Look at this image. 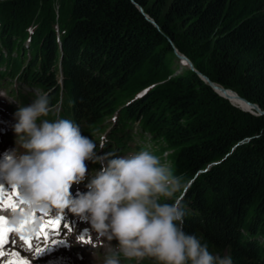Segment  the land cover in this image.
<instances>
[{"label": "trees", "instance_id": "16d2710c", "mask_svg": "<svg viewBox=\"0 0 264 264\" xmlns=\"http://www.w3.org/2000/svg\"><path fill=\"white\" fill-rule=\"evenodd\" d=\"M12 1L11 20L0 18V86L17 79L20 85L13 92L22 104L32 96L24 88L47 92L51 106L62 96V117L77 119L91 139L123 106L109 153L144 151L135 137L145 136L128 128L140 120L142 130H150V121L139 111L147 100L125 106L119 91L148 85L158 75V64L176 63V47L213 82L264 110V0H73V23L60 35V45L56 33L47 31L51 22L41 25L47 27L45 33L19 25L24 14L17 10L21 15H15L17 0ZM177 36L201 42L210 71L200 68ZM183 70L172 78L178 111L169 112L163 104L170 93L157 96L154 105L149 103L153 110H146L154 122L158 118L159 136L168 129L177 136L180 148L171 160L182 158L194 171L203 170L183 202V229L207 244L212 254L223 258L227 251L232 264H264V243L259 240L264 236V190L257 193L264 186V114L244 112L241 125L227 121L224 112L207 109V94L222 96L196 71ZM200 103L206 106L202 112ZM185 113L188 124L182 121ZM205 132L207 137L201 138Z\"/></svg>", "mask_w": 264, "mask_h": 264}, {"label": "clouds", "instance_id": "9594fccd", "mask_svg": "<svg viewBox=\"0 0 264 264\" xmlns=\"http://www.w3.org/2000/svg\"><path fill=\"white\" fill-rule=\"evenodd\" d=\"M15 118L16 147L0 157V178L16 186L24 201L23 211H12V224L32 213L68 210L97 239L116 242L103 264H232L184 231L183 201L193 180L159 157L98 152L79 125L54 112L47 93L19 106ZM86 162L100 167L89 172ZM80 184L87 191L73 195V185Z\"/></svg>", "mask_w": 264, "mask_h": 264}, {"label": "rangeland", "instance_id": "374dc122", "mask_svg": "<svg viewBox=\"0 0 264 264\" xmlns=\"http://www.w3.org/2000/svg\"><path fill=\"white\" fill-rule=\"evenodd\" d=\"M72 1L73 0H17V1H15V3L17 5L16 7H18L19 9L15 7L14 13H16L15 15H17V14L21 15L18 12H22L24 14L23 16H21L22 21H20L19 25H22V23L26 24L25 26L28 27L27 28L28 30H31L32 28L36 27V29L38 28L37 30L35 29L37 32L45 33L47 29H48L47 30L48 32L50 30L55 32L57 35V44L60 45V35L63 34L65 32V30L68 29L73 23V18L71 16ZM22 7H24V8H22ZM12 9H13V1L12 0H0V18L2 20H5V19L11 20L10 17L12 14L9 15L8 13L11 12ZM17 10H18V12H16ZM45 14H47V16ZM48 17H49V19H48ZM49 22H51V25L48 26V28L42 27L40 29V26L43 25L42 23H44L45 25H48ZM176 38L178 40L180 39V42L182 43V45L184 47H186L189 51L192 52L194 58L197 60V63H199L201 69H205L206 72L211 70L210 65H209L208 55L205 53L204 48L202 47V44L200 41L194 40V39H189L186 37L180 38V36L179 37L177 36ZM183 54L186 55L178 47H176V49L173 52V55L176 57L175 58L176 63L171 64V65H168L167 63L158 64L157 65L158 75L148 85L146 84L145 87L139 88V89L131 88L129 90L126 87L125 89H121V91H119V92L121 93L120 96H122L124 99V104H126L125 106H128L129 104H131L135 100H143V99L147 100V101H145V103L147 102V105H146L147 109L146 108L142 109V107H144V102H143L142 107L139 109V111L141 113L142 119H145L146 121H150L149 124L151 125V128H150V130L148 129V131H151L152 133H155V134H151L150 132L145 131V129H144V134H142L146 138L145 141H143V143H145L144 151H149L152 154L156 155L157 157H159V159L161 160V162L163 164H166L167 166H169L175 173L183 175L186 179L193 180V183H194L200 177V175L203 173V170H201L199 172L194 171L189 166V164L182 158H180L178 160H174V161L171 160L170 155H172V153L173 154L176 153V151L180 148V145L177 144V142L175 141L177 136L172 134L170 129H168L166 131V135L164 134V137L158 136L157 124H156L157 123L156 120L158 118L154 122L153 118L148 117V114L150 112L146 111V110H150L152 108V107L151 108L149 107V103H151L153 105H154V103H156V97L157 96H159L158 97V99H159V98H161V96H165L168 93H170V95L165 97L163 104H168L169 112L178 111L177 109L179 108V106L176 105V103L174 101V97L176 95V89L177 88H176L175 83L172 81V78L178 76L181 72H183L184 67L189 68L193 71L198 70V71L202 72L201 70H199L196 67V64L194 63V61L189 56L186 55L193 63V67H191L189 62L181 57V55H183ZM140 72H142V70ZM140 74H138V75H140ZM203 74H205V73H203ZM205 75H207V74H205ZM165 88H167V89L169 88V89L173 90V94H171V91H168V92L165 91ZM159 89L160 90L164 89V91L152 96L153 93H155ZM228 90H230V89H228ZM30 91L33 93L38 92L37 90H30ZM230 91L236 92L234 90H230ZM215 92H217V91L215 90ZM219 96H222L223 98L227 99L228 101L223 99L222 97H221V99L220 98L217 99L215 97H212L210 94H207L206 99H208L209 102H211V103H209L210 106H207V109L211 108L210 109L211 112L212 111H219L222 113L224 112V117L226 116L227 121L231 119V121H233L237 124L239 123V125H241L242 124L241 118L246 116V115H244V112H250V111L241 110V111L237 112L233 107H235V106L238 107L239 105H237L236 103H233L230 99H228L227 97H225L223 95L219 94ZM205 100H203V101H205ZM229 106H232V108H229ZM181 108L184 109L183 107H181ZM197 108L199 111L202 112V111H204V109H206V106L204 103H200V105L197 106ZM122 109H123V106L118 108L116 115H118V113H120V111ZM191 109H189V110H191ZM152 110H153V108H152ZM161 110L165 111L166 107H163ZM158 112H160V111H158ZM254 112H258V111H256L254 109ZM251 113H253V112H251ZM253 114H256V113H253ZM185 115L186 116L183 117L182 121L188 124L189 123V120L187 118L188 116L186 113H185ZM198 115L199 114H197V116ZM146 116H147V118H146ZM203 116H205V115H203ZM114 117H115V115L107 121V123L110 124V127H114L116 125L117 120ZM197 120H201V118L198 117ZM138 121L140 122V120H138ZM136 123L137 124H134L130 128V130H133V129L138 130L139 126H141L140 123H142V122H140V123L136 122ZM101 135L107 136V132H103ZM101 135H100V138H101ZM9 137H11V135H9ZM200 137L201 138L207 137V133L205 132V133L200 134ZM142 139L144 140L143 137H142ZM190 189H189V191H190ZM263 190H264V186H261L257 193H260L261 195H263V192H262ZM189 191L187 192L186 196L184 197V200L186 198H188ZM168 202H171V201H168ZM103 252H104V250H102V249L101 250L96 249L95 252L89 253L90 259H87V261L91 262V263H88V264H103L104 260H102V259L105 258V255H106L105 252H104V255H101V253H103ZM80 253H81V250L78 251V254H80ZM142 264H152V261L151 260H145L142 262Z\"/></svg>", "mask_w": 264, "mask_h": 264}, {"label": "snow or ice", "instance_id": "6c2138e0", "mask_svg": "<svg viewBox=\"0 0 264 264\" xmlns=\"http://www.w3.org/2000/svg\"><path fill=\"white\" fill-rule=\"evenodd\" d=\"M24 204L21 198V191L16 186H11L10 190H6L4 185H0V208L11 209L14 211H23ZM46 216L50 215L45 214ZM36 213L27 216L20 224H12L9 218L0 215V257L9 255L11 258L4 262V264H29V262L20 257L19 253H7L5 247L9 244L10 238L14 233H21V238L25 241L29 249L35 250L38 258L44 255L51 248H41L33 245V237L36 240L43 238L44 240L51 239L53 247L65 243L63 240H55L54 237L60 235V228L62 226V216L56 218H49L43 220L36 227ZM70 230V229H69ZM80 239L85 243H90V239L86 240L83 236Z\"/></svg>", "mask_w": 264, "mask_h": 264}, {"label": "bare ground", "instance_id": "6f19581e", "mask_svg": "<svg viewBox=\"0 0 264 264\" xmlns=\"http://www.w3.org/2000/svg\"><path fill=\"white\" fill-rule=\"evenodd\" d=\"M46 16H47V14H45ZM3 21V20H2ZM2 21H1V23H2ZM37 21V20H36ZM33 23V22H32ZM4 24V23H3ZM43 24V23H42ZM2 25V24H1ZM0 25V26H1ZM26 25V24H25ZM42 27V26H41ZM1 28V27H0ZM28 28V27H27ZM38 29V28H37ZM36 29V30H37ZM27 30V29H26ZM16 31H14V33H15ZM16 34V33H15ZM24 36H26V35H24ZM27 36H29V35H27ZM25 38V37H24ZM23 38V36H22V39H23V41H25V39ZM2 40V39H1ZM3 42V41H2ZM23 46V43H22V45H21V47ZM30 47V46H29ZM23 48V47H22ZM25 48V47H24ZM31 49V48H30ZM35 49V48H34ZM33 49V50H34ZM21 50V49H20ZM24 51H25V49H23ZM32 50V49H31ZM36 51V50H35ZM25 53V52H24ZM28 54V53H27ZM31 55H33V54H31ZM34 58V57H33ZM7 69H8V67H7ZM19 69H20V67H19ZM2 70V69H1ZM5 71V70H4ZM21 77V76H20ZM20 79V78H19ZM214 84H215V88H216V91H217V93L218 94H220V95H223V96H225V97H227L228 99H230L233 103H236L237 105H239L238 107L239 108H241L242 110H244V111H252V110H254L255 108L254 107H252L251 105H250V103L248 104L247 103V101L245 100V99H243V97H241L239 94H237L236 92H233V91H230V90H228V89H226V90H224L222 87H221V85H219V84H217V83H215L214 82ZM136 122H138V123H140L139 121H134L133 122V124H132V126L134 125V124H137ZM134 130V129H133ZM138 131H139V134L140 135H142V134H144V130H142V127L141 126H139V128H138ZM159 136V135H158ZM161 137H163V136H161ZM187 173V172H186ZM80 254H78V256H79Z\"/></svg>", "mask_w": 264, "mask_h": 264}, {"label": "water", "instance_id": "95a60500", "mask_svg": "<svg viewBox=\"0 0 264 264\" xmlns=\"http://www.w3.org/2000/svg\"><path fill=\"white\" fill-rule=\"evenodd\" d=\"M140 9H141V11L146 15V17L152 22V23H154L155 25H157V22L153 19V18H151L148 14H146L145 13V11H144V9L142 8V7H140ZM158 26V25H157ZM181 57L183 58V59H185V60H187L188 62H189V64H190V66L191 67H193V63H192V61L186 56V55H181ZM209 85H211L215 90H216V88H215V84H214V82L211 80V78L208 76V75H205V74H203L202 72H200V71H198V70H195ZM221 87L224 89V90H226V87H224V86H222L221 85ZM243 97V96H242ZM243 99H245L247 102H249L250 103V105L252 106V107H254L255 108V110L256 111H258V112H254V110H252L251 112H253V113H258V114H264V110H262L261 108H260V106L257 104V103H254V102H251L250 100H248V99H246L245 97H243Z\"/></svg>", "mask_w": 264, "mask_h": 264}]
</instances>
